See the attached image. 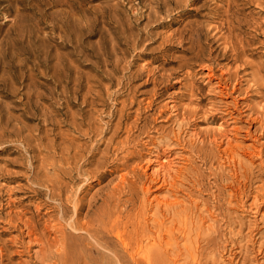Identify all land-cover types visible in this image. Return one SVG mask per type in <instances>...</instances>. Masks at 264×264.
<instances>
[{"label":"rangeland","instance_id":"obj_1","mask_svg":"<svg viewBox=\"0 0 264 264\" xmlns=\"http://www.w3.org/2000/svg\"><path fill=\"white\" fill-rule=\"evenodd\" d=\"M20 1L0 264H264V0Z\"/></svg>","mask_w":264,"mask_h":264},{"label":"bare ground","instance_id":"obj_2","mask_svg":"<svg viewBox=\"0 0 264 264\" xmlns=\"http://www.w3.org/2000/svg\"><path fill=\"white\" fill-rule=\"evenodd\" d=\"M22 1V0H21ZM20 1V2H21ZM189 1V0H188ZM210 1V0H209ZM221 1H223V0H221ZM220 1V2H221ZM227 1V0H226ZM230 1V0H229ZM243 1V0H242ZM250 1V0H249ZM187 2V1H186ZM206 2V1H205ZM204 2V3H205ZM211 2V1H210ZM237 2H238V0H237ZM58 3V2H57ZM223 3H225L224 1H223ZM260 2H258V4H259ZM229 4H231V2L229 3ZM233 4V3H232ZM235 4V3H234ZM225 5V4H224ZM245 5V4H244ZM203 6H204V4H203ZM225 6H227L228 7V10H230L229 9V5H228V3L225 5ZM231 6V5H230ZM237 6V5H236ZM238 7V6H237ZM236 7V8H237ZM238 8H240V7H238ZM241 9V8H240ZM221 10V9H220ZM232 10V9H231ZM235 10V9H234ZM223 11V10H222ZM228 13L227 14H229L230 16H231V14L230 13H232L231 11H227ZM230 12V13H229ZM240 12V11H239ZM224 13V12H223ZM249 13H251V12H249ZM260 13V12H259ZM199 14V13H198ZM234 14V13H233ZM232 14V15H233ZM206 15V14H205ZM223 15V14H222ZM225 15V14H224ZM224 15H223V17H224ZM229 15H227L228 16V18H229V20H228V24L230 25V28L229 29H231L232 27H231V25H233V24H237V22H239V20L240 19H238V21L236 22V19L234 18V19H230L231 17H229ZM235 15H237L236 14V11H235ZM239 15V14H238ZM237 15V16H238ZM252 15V14H251ZM237 16H235V17H237ZM246 16V15H245ZM203 17V16H202ZM239 17V16H238ZM237 17V18H238ZM239 18H241V17H239ZM242 18H243V16H242ZM244 19V18H243ZM247 19V18H246ZM251 19V18H250ZM249 19V20H250ZM223 20V19H222ZM248 20V19H247ZM247 20H245L244 19V21H247ZM252 20V19H251ZM224 21V20H223ZM227 21V20H226ZM241 21V20H240ZM243 22V21H242ZM248 22V21H247ZM199 24V23H198ZM222 24V23H221ZM223 24H224V22H223ZM226 24V23H225ZM193 25V24H192ZM195 25V24H194ZM218 25H220V24H218ZM218 25H216V28H217V26ZM188 25L186 24V27H187ZM202 26V25H201ZM200 26V27H201ZM226 26H227V24H226ZM192 27V26H191ZM197 27V26H196ZM195 27V28H196ZM210 27V26H209ZM220 27H222V25L220 26ZM188 28V27H187ZM186 28V29H187ZM198 28V27H197ZM219 28V27H218ZM193 29V28H192ZM225 29V28H224ZM224 29H222V30H224ZM228 29V27L226 28V30ZM183 30H184V28H183ZM190 30V29H189ZM188 30V31H189ZM199 30V29H198ZM225 30V31H226ZM187 31V32H188ZM219 31H220V29H219ZM236 31V30H235ZM238 31V30H237ZM236 31V32H237ZM182 32V31H181ZM185 32H186V30H185ZM187 32H186V34H187ZM224 32V31H223ZM223 32H221V33H223ZM184 33V32H183ZM190 33V32H189ZM230 33V32H229ZM231 33H232V31H231ZM230 33V34H231ZM239 33V32H238ZM241 33H243V32H241ZM185 34V33H184ZM185 34V35H186ZM192 34V33H191ZM226 34H227V32H226ZM233 34V33H232ZM183 36V35H182ZM225 36V35H224ZM223 36V37H224ZM229 36V35H228ZM231 36V35H230ZM239 36V35H238ZM184 37V36H183ZM198 37H199V35H198ZM220 37V39H221V36H219ZM190 38V37H189ZM229 38V37H228ZM242 39H243V37H242ZM232 40H234L233 38H232ZM244 40V39H243ZM243 40H242V42H243ZM190 41H193V40H190ZM223 41V40H222ZM234 41H236V43H237V39L236 40H234ZM245 41V40H244ZM194 42V41H193ZM228 42V41H227ZM233 42V41H232ZM241 41H239V43H240ZM190 43H192V42H190ZM195 43H196V41H195ZM197 44V43H196ZM195 44V45H196ZM192 45H193V43H192ZM231 45V44H230ZM229 45V46H230ZM190 46V45H189ZM191 48L193 47V46H190ZM194 49H191V51H193ZM243 50V49H242ZM241 50V51H242ZM241 51H240V53H241ZM243 53V52H242ZM5 54V53H4ZM236 54V53H235ZM239 54V53H238ZM2 56V55H1ZM5 57V56H4ZM1 58V57H0ZM1 62H3L2 61V59H1ZM22 63V62H21ZM6 64V63H5ZM5 67H6V65H4ZM7 68V67H6ZM10 70V69H9ZM258 70V69H257ZM256 73H258V71H256ZM259 74V73H258ZM261 75V74H260ZM262 76V75H261ZM261 76H260V78H261ZM263 77V76H262ZM15 78V77H14ZM264 81V80H263ZM217 131L219 132V134H221V133H223V131H224V127L221 125V124H219V126H218V128H217ZM171 163V162H170ZM173 163V162H172ZM159 167V166H158ZM169 167V166H168ZM162 171H164V173H162L161 174V169H160V167L159 168H156V169H154V171H153V175L155 176V177H160V176H162L163 178L165 177V178H168V176L169 175H167L168 174V170L165 168V165H162ZM171 169V168H170ZM174 170V169H173ZM166 175H167V177H166ZM162 178V179H163ZM178 179V178H177ZM173 180V179H172ZM165 200V199H164ZM157 201V200H156ZM159 201V200H158ZM165 202H166V200H165ZM161 204V203H160ZM157 209V212H160L159 210H160V207H158V208H156ZM155 213V212H154ZM141 242V241H140ZM148 243V245H147V247L146 248H142V247H139L138 249H139V253H142V255L145 257V258H147V259H149V257H150V255L152 254V252H153V249L156 247V245L157 244H155L154 242H151V241H148L147 242ZM168 249V248H167Z\"/></svg>","mask_w":264,"mask_h":264}]
</instances>
